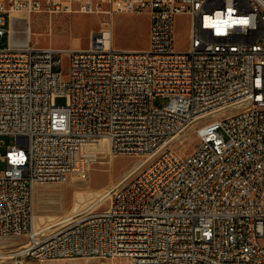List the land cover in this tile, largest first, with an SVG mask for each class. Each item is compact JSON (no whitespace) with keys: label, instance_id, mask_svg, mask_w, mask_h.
<instances>
[{"label":"built area","instance_id":"built-area-1","mask_svg":"<svg viewBox=\"0 0 264 264\" xmlns=\"http://www.w3.org/2000/svg\"><path fill=\"white\" fill-rule=\"evenodd\" d=\"M71 11L107 15L86 47L24 38L32 14ZM117 13L147 15L146 48L114 45ZM3 35L0 136L16 141L0 153L1 258L264 264V0H0ZM101 142L137 158L105 207L35 222L36 188L85 179Z\"/></svg>","mask_w":264,"mask_h":264},{"label":"rangeland","instance_id":"rangeland-1","mask_svg":"<svg viewBox=\"0 0 264 264\" xmlns=\"http://www.w3.org/2000/svg\"><path fill=\"white\" fill-rule=\"evenodd\" d=\"M31 26L36 33L33 40L39 46H54L60 48L81 47L89 43L91 31L98 30L107 20L104 13L82 12H56L38 13L30 17ZM175 45L179 49H185L189 34V18L185 14H177L174 17ZM40 33V34H39ZM39 35V36H38ZM113 39L117 48L140 49L148 45V19L144 13H117L113 21ZM7 46V36L0 37V47ZM56 104L65 103L63 97L55 100ZM167 97L156 96L153 103L163 106ZM16 141L14 135L0 136V153H4L7 146ZM196 138L191 134L184 138L182 143L176 144L179 151L188 152L192 149ZM86 154L90 156L88 173L85 179H80L73 174L70 179L58 184H45L35 190V214L37 222L51 220L54 224H60L74 215L94 209L107 198V189L126 179L137 158L131 155H113L106 143L88 145ZM5 168V163L0 160V172ZM128 174V176L126 175ZM124 176V178L122 177ZM106 191V192H105ZM39 194V195H38ZM106 200L98 210L105 207ZM24 237L20 240L24 241ZM5 254V252H0ZM2 256V255H1ZM11 257V256H10ZM0 264H13L12 259L0 257ZM21 264H131L126 258H100V257H76L71 259L38 260L24 258Z\"/></svg>","mask_w":264,"mask_h":264},{"label":"bare ground","instance_id":"bare-ground-1","mask_svg":"<svg viewBox=\"0 0 264 264\" xmlns=\"http://www.w3.org/2000/svg\"><path fill=\"white\" fill-rule=\"evenodd\" d=\"M13 14H18L20 15L21 12H13ZM37 33V32H36ZM33 29H32V26H31V22H30V29L29 31L27 32V34L24 36V38L27 40V41H31V42H35L37 43V41L33 40V35L36 34ZM40 34V33H39ZM39 36V35H38ZM109 149V148H108ZM111 152V151H110ZM136 165L132 166L133 168L129 171H127V173H129L130 175L132 174V172L134 171V168H135ZM128 176V174H126ZM124 178V176H122ZM125 179V178H124ZM105 189L107 188H110V187H104ZM106 192V191H105ZM39 195V194H38ZM84 212H87V211H84ZM84 212H80L76 215H74L73 217H71L70 219L64 221V222H67L69 220H71L72 218H74L75 216L81 214V213H84ZM37 219H38V215L35 214V222H37ZM63 222V223H64ZM66 257H69V250H59V258H66Z\"/></svg>","mask_w":264,"mask_h":264},{"label":"snow or ice","instance_id":"snow-or-ice-1","mask_svg":"<svg viewBox=\"0 0 264 264\" xmlns=\"http://www.w3.org/2000/svg\"><path fill=\"white\" fill-rule=\"evenodd\" d=\"M238 23H247V21H238Z\"/></svg>","mask_w":264,"mask_h":264}]
</instances>
